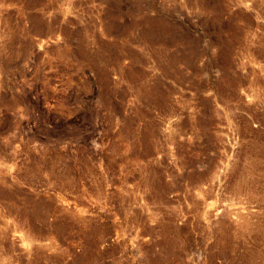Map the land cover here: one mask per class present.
Segmentation results:
<instances>
[{"label": "rangeland", "instance_id": "1", "mask_svg": "<svg viewBox=\"0 0 264 264\" xmlns=\"http://www.w3.org/2000/svg\"><path fill=\"white\" fill-rule=\"evenodd\" d=\"M0 264H264V0H0Z\"/></svg>", "mask_w": 264, "mask_h": 264}]
</instances>
